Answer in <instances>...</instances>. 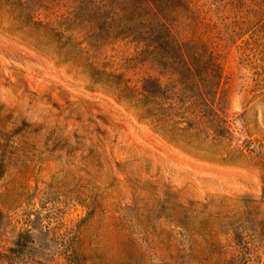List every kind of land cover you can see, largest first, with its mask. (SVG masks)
<instances>
[{"label":"rangeland","instance_id":"rangeland-1","mask_svg":"<svg viewBox=\"0 0 264 264\" xmlns=\"http://www.w3.org/2000/svg\"><path fill=\"white\" fill-rule=\"evenodd\" d=\"M151 1L0 0V264H264V0Z\"/></svg>","mask_w":264,"mask_h":264},{"label":"trees","instance_id":"trees-1","mask_svg":"<svg viewBox=\"0 0 264 264\" xmlns=\"http://www.w3.org/2000/svg\"><path fill=\"white\" fill-rule=\"evenodd\" d=\"M172 0H153L150 3L151 9H154V14L156 16V24L153 25L150 28L151 37L149 41L151 44L146 45V49L149 47H154V55H157V52H164L163 48H167L168 46L172 45L173 40L169 37L168 35H171V31L175 27L176 21L171 18L172 15V9L174 8L172 4ZM156 33V34H155ZM146 39H142V42H145ZM148 41V40H147ZM175 43L178 45L176 47H180L178 55L174 54V52L171 54L168 52V55L164 56L163 58L165 59V65L169 64V66H174L175 61L179 59L181 63H183L186 68L193 69L194 66V60L195 57V51H191L190 43H192L191 39L185 40V43H181L180 41H177L176 39L174 40ZM146 44V43H145ZM169 50V48H168ZM145 51V50H144ZM151 79V77H146L142 80V88L145 92L147 93H152L154 92V88L150 87V85L146 84L148 81ZM159 81V80H158ZM160 83V84H159ZM158 86H161V82H158ZM16 243L20 242L17 240ZM22 248V245H21Z\"/></svg>","mask_w":264,"mask_h":264}]
</instances>
